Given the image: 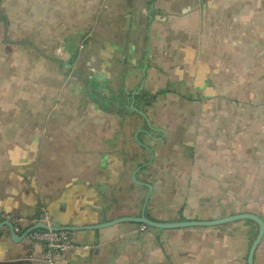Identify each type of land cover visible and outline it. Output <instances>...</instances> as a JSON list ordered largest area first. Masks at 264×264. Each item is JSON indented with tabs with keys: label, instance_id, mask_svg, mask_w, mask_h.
<instances>
[{
	"label": "crops",
	"instance_id": "crops-1",
	"mask_svg": "<svg viewBox=\"0 0 264 264\" xmlns=\"http://www.w3.org/2000/svg\"><path fill=\"white\" fill-rule=\"evenodd\" d=\"M0 27V264H246L251 220H117L264 221V110L228 65L264 0H0Z\"/></svg>",
	"mask_w": 264,
	"mask_h": 264
},
{
	"label": "water",
	"instance_id": "water-1",
	"mask_svg": "<svg viewBox=\"0 0 264 264\" xmlns=\"http://www.w3.org/2000/svg\"><path fill=\"white\" fill-rule=\"evenodd\" d=\"M147 186L150 189V185H147ZM242 219L251 220L258 227L257 233H256V235H255V237L251 243V246H250L248 254H247V259H246V264H254L255 251H256V248L259 245V243L263 237V234H264V221L262 220V218L254 215V214H251V213L233 215V216H229L226 218H222V219H218L216 221H210V222L190 221V222H178V223H159V222H154V221L148 219L144 214H142V216H140V217H125V218H122V219L117 220V221H124V220L125 221H133V222H138V223H141V224H144L146 226L153 227V228L166 229V228L193 226V225L221 224V223L231 222V221H235V220H242ZM5 225H7V227L9 228L12 236H17V234L14 232L13 226L10 222H8ZM37 228L51 229V230H55V231H59V230L76 231V230H79L76 227H53V226H48V225L43 224V223H38L35 226H33L31 229H37Z\"/></svg>",
	"mask_w": 264,
	"mask_h": 264
},
{
	"label": "rangeland",
	"instance_id": "rangeland-1",
	"mask_svg": "<svg viewBox=\"0 0 264 264\" xmlns=\"http://www.w3.org/2000/svg\"><path fill=\"white\" fill-rule=\"evenodd\" d=\"M1 29V27H0ZM247 53L246 56L241 54L230 53L229 56L232 58L237 57L234 61L228 64L231 66V63H234L232 68V73H234L237 77H244L249 75V71H251V76L253 77L252 83L254 84L252 87L253 92V108L254 111L264 110V84L257 85L255 83L256 78L263 76L264 80V48H246ZM242 50L241 48H237V51ZM5 57H8V48H0V61H4ZM7 60V59H6ZM229 61L228 57H223L221 59L222 62ZM239 87V86H237ZM241 87V86H240ZM236 91H240L239 88ZM263 104V105H261ZM256 127L253 125L250 129L255 131ZM255 135V134H254ZM264 139V134H263Z\"/></svg>",
	"mask_w": 264,
	"mask_h": 264
},
{
	"label": "built area",
	"instance_id": "built-area-1",
	"mask_svg": "<svg viewBox=\"0 0 264 264\" xmlns=\"http://www.w3.org/2000/svg\"><path fill=\"white\" fill-rule=\"evenodd\" d=\"M46 216L40 222H44L46 220ZM15 232H18L20 228L18 226L14 227ZM73 233L70 230H51V229H29L26 233V236L31 239L45 242L47 248H50L57 253L65 252L74 247ZM44 259L48 262V264H53V259L47 256Z\"/></svg>",
	"mask_w": 264,
	"mask_h": 264
}]
</instances>
